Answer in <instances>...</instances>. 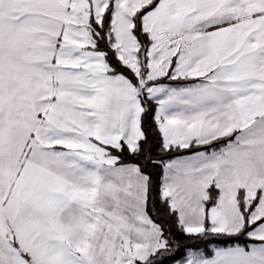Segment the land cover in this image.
Returning a JSON list of instances; mask_svg holds the SVG:
<instances>
[{"label":"snow or ice","instance_id":"snow-or-ice-1","mask_svg":"<svg viewBox=\"0 0 264 264\" xmlns=\"http://www.w3.org/2000/svg\"><path fill=\"white\" fill-rule=\"evenodd\" d=\"M0 264H264V0H0Z\"/></svg>","mask_w":264,"mask_h":264}]
</instances>
